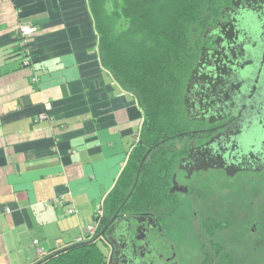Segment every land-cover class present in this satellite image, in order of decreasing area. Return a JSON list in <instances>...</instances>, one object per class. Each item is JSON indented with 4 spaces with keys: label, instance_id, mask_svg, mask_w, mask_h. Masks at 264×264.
Instances as JSON below:
<instances>
[{
    "label": "crops",
    "instance_id": "obj_1",
    "mask_svg": "<svg viewBox=\"0 0 264 264\" xmlns=\"http://www.w3.org/2000/svg\"><path fill=\"white\" fill-rule=\"evenodd\" d=\"M143 120L101 62L89 0H0V264L98 230Z\"/></svg>",
    "mask_w": 264,
    "mask_h": 264
},
{
    "label": "flooded vegetation",
    "instance_id": "obj_2",
    "mask_svg": "<svg viewBox=\"0 0 264 264\" xmlns=\"http://www.w3.org/2000/svg\"><path fill=\"white\" fill-rule=\"evenodd\" d=\"M219 3L184 84L170 202L103 224L98 235L111 222L100 238L107 264H187L196 245L201 264H264V0ZM184 204L193 230L186 236L177 223Z\"/></svg>",
    "mask_w": 264,
    "mask_h": 264
},
{
    "label": "trees",
    "instance_id": "obj_3",
    "mask_svg": "<svg viewBox=\"0 0 264 264\" xmlns=\"http://www.w3.org/2000/svg\"><path fill=\"white\" fill-rule=\"evenodd\" d=\"M89 4L101 62L136 97L144 120L139 140L103 204L96 235L34 263L107 264L100 241H94L103 224L119 212L155 213L164 208L174 170V132L185 121L184 84L200 35L220 5L219 0H89Z\"/></svg>",
    "mask_w": 264,
    "mask_h": 264
},
{
    "label": "rangeland",
    "instance_id": "obj_4",
    "mask_svg": "<svg viewBox=\"0 0 264 264\" xmlns=\"http://www.w3.org/2000/svg\"><path fill=\"white\" fill-rule=\"evenodd\" d=\"M200 197H201V199H200V201H201L200 202V208H201V206H203L202 202L204 200H203V196L202 195ZM169 200H167V201L170 202ZM200 208H199L200 215L202 216L203 215V211ZM190 212H191L190 204H188V205L184 204L182 206V208L179 209V211H178L177 223L179 225V229L182 228L179 232L184 234L183 236H186L189 233L193 232L192 228L188 227L186 225V222H185L187 220V218H189V217L191 218ZM165 214L166 215H165V219L164 220L166 222V227H173L174 226V209H172V207L171 208L168 207V209L166 210ZM103 215H104V212H103ZM170 232H172V231H170ZM191 237H192V235H190V238ZM100 246L104 249L105 253H107L106 250H105V247L103 246V244L101 242H100ZM198 247H199V245H196V247L194 248V251L191 250V252H189V253H191V256L190 257L189 256L186 257V263L187 264H201V252H199L200 250L198 249ZM195 252L198 253L199 256L193 255V254H195ZM258 258L262 259L261 256H259ZM248 261H245V263L248 262ZM256 262L258 263L257 260H256ZM256 262L253 260V264H256ZM247 264H252V263L248 262Z\"/></svg>",
    "mask_w": 264,
    "mask_h": 264
},
{
    "label": "built area",
    "instance_id": "obj_5",
    "mask_svg": "<svg viewBox=\"0 0 264 264\" xmlns=\"http://www.w3.org/2000/svg\"><path fill=\"white\" fill-rule=\"evenodd\" d=\"M36 32H37V28L35 26H32V25L20 26L19 33H20V44H21L22 50L24 49L26 51L28 49L27 46H28L29 40L35 35ZM42 117L45 118L46 116L43 115ZM138 140L139 139L137 138L136 142H138ZM62 199H63L62 196L55 197L52 199L51 203L56 205L60 203ZM10 212H11V209H6V213H10ZM74 212H75L74 209L69 210L70 214H73ZM102 215H103V211L102 209H100L98 211V216L101 217ZM96 233H97L96 227L89 226L86 234H84L83 236H80L77 242L80 243V242H84L87 240H91L96 235ZM35 245L37 246V249H36L37 259L44 258L46 255H48L47 252L44 250V248L37 245V242L35 243Z\"/></svg>",
    "mask_w": 264,
    "mask_h": 264
},
{
    "label": "water",
    "instance_id": "obj_6",
    "mask_svg": "<svg viewBox=\"0 0 264 264\" xmlns=\"http://www.w3.org/2000/svg\"><path fill=\"white\" fill-rule=\"evenodd\" d=\"M150 152H151V149L146 153V155L144 156V158H143V160H142V162H141V164H140V169H139V171H138V173H137V177H136V182H135L134 188H135L136 185H137V182H138V179H139V176H140V172H141V168H142V166H143V163H144V161L146 160L147 155H148ZM132 192H133V191H132ZM132 192H131V193H132ZM171 192H173V188L171 189ZM131 193H130V195L127 197V200H128L129 197L131 196ZM110 223H111V222H110ZM110 223H109V224H110ZM109 224H106V225L104 226L102 232H101L99 235H97L96 238H94V241H100V238L105 236V232H106V230L108 229ZM80 245H81V244H74V245H71V246H68V247L62 248V249L56 251L55 253H53V254H52L50 257H48V258H51V257H53V256H56V255H58V254H60V253H62V252H65V251H67V250H69V249L75 248V247L80 246ZM43 262H44V260H41V261H38V262H36V263H34V264H42Z\"/></svg>",
    "mask_w": 264,
    "mask_h": 264
}]
</instances>
